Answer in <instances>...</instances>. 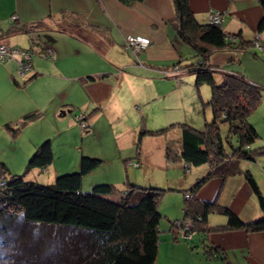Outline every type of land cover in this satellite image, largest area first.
Masks as SVG:
<instances>
[{"label":"trees","instance_id":"16d2710c","mask_svg":"<svg viewBox=\"0 0 264 264\" xmlns=\"http://www.w3.org/2000/svg\"><path fill=\"white\" fill-rule=\"evenodd\" d=\"M117 1L126 6L132 3V0ZM259 1L262 19L258 33L261 34L264 30V1ZM172 6L174 17L170 20V28L189 49V54L171 64L169 72L192 75V86L197 93L201 86L210 88L209 100L206 104L201 100V105L210 108L212 119L205 121L201 130L180 122L148 130L141 122L135 145L136 158L140 155L144 138L163 137L166 138L165 163L183 164L184 174L189 173L190 167L208 165L209 170L202 178L189 190H182V219L191 220L192 228L187 230L180 219L171 222L170 231L175 238L190 242L191 248L197 236L208 258L218 257L223 264H229L222 251L209 242L210 234L237 230L264 232V196L251 171L241 168L242 162H254L258 156H264V146L252 148L259 134L249 122V117L261 103L264 88L251 82L242 69L212 67L209 60L220 52L256 57L258 51L255 48L264 50V44H260L259 34L253 41H246L240 35L226 33L223 29L225 14L216 10H210L206 23H200L190 10L189 0H172ZM214 15L219 17L217 22L212 20ZM44 20L21 23L12 16L7 29H0V45H8L4 39L17 35H27L30 39L28 48L11 47L29 56L25 61L27 73L24 71L22 76L19 73L17 61L23 60L20 54L8 61H0L4 64L17 59L21 78L31 74L34 54L49 61L53 59L50 47L39 46L40 42L47 45L53 40L46 34L50 27ZM54 25L56 32L75 33L78 37L88 30L82 15L68 12L61 13ZM32 34L34 38H30ZM133 58L137 60V57ZM185 61L188 65L181 66ZM161 75L164 77L167 73L162 72ZM34 77L32 75L24 84L17 86L23 87ZM94 79L91 77L90 80ZM42 116L37 111L27 113L3 128L16 138L26 126ZM81 117L84 118L83 115L75 118L76 125L81 133H87L88 127H81L86 121L78 120ZM221 124L227 126L225 136L220 133ZM55 158L52 142L46 139L29 156L23 174L13 172L7 164L0 162V264H154L162 218L158 204L164 191L130 184L128 177L123 190L101 180H93L86 187L88 175L102 165L101 159L88 155L80 156L76 170L53 175L51 184L25 180L29 171L51 168L57 162ZM125 166L137 169L140 163L128 161ZM238 175L244 178L258 201L263 214L259 220L244 223L216 201L204 202L196 198L198 191L210 180L218 178L225 181ZM211 214L225 217V223L209 225L207 218ZM180 221L179 231H173Z\"/></svg>","mask_w":264,"mask_h":264},{"label":"crops","instance_id":"0c3cea01","mask_svg":"<svg viewBox=\"0 0 264 264\" xmlns=\"http://www.w3.org/2000/svg\"><path fill=\"white\" fill-rule=\"evenodd\" d=\"M189 7L200 23H206L210 10L225 14L224 31L240 35L246 41H253L259 34L262 19L259 0H189ZM63 12L82 15L88 32L81 37L75 33L56 32L54 22ZM12 16L21 23L45 19L50 27L46 34L53 40L47 45L40 42L39 46L50 47L53 59L49 61L36 54L32 58V72L25 78L18 75L17 59L0 64V151L8 143L17 146L20 151L17 162L24 168L36 147L50 139L56 157L65 156V160L53 165L51 179L57 173L76 170L80 156L88 155L101 159L102 164L113 163L114 167L107 170L112 175L101 166L94 170L86 177V187L93 180L120 185L124 163L130 160L131 154L113 158L114 151L108 150L111 142L119 153L126 148L123 143L118 144L120 140L133 148L141 122H144L143 127L152 129V126L180 121L181 109L187 104H183L185 93L190 92L194 97V77L169 72L171 64L189 54V49L170 28V20L174 17L172 0H132L128 6L117 0H0L1 30L7 29ZM127 35L151 40V46L140 53L137 60L124 49L123 38ZM27 37L17 35L3 42L17 48L15 44L20 45ZM34 37L32 34L30 38ZM259 39L260 44H264V30ZM27 41L30 45L29 38ZM255 49L258 51L256 57L220 52L213 54L209 63L216 68L242 69L251 82L264 88V50ZM185 65L188 62H182L181 66ZM162 72L167 75L163 77ZM32 75L35 77L23 87L17 86ZM91 77L95 79L90 80ZM262 99L264 102V91ZM156 101L160 102L158 107L151 109L150 105ZM178 102L180 107L174 113ZM62 110L71 112L63 117ZM34 111L43 116L26 126L18 137L12 138L3 128ZM80 115L84 116L89 135L81 133L76 125L75 118ZM150 115H153L152 120ZM163 151L164 148L161 150L164 160ZM68 152H71L70 157ZM143 157L139 155L137 162L147 163ZM170 165L179 164H169L168 169ZM179 166L183 172V164ZM241 168L251 171L264 196V156L254 162H242ZM41 173L32 170L25 178L37 181ZM206 173L205 169L193 168L182 180L184 187L193 186ZM196 198L204 202L216 201L244 223L263 217L257 199L241 175L225 181L210 180L198 191ZM211 215L207 218L209 225L225 223V217L215 219ZM208 240L222 251L229 264H264V232L227 231L210 234Z\"/></svg>","mask_w":264,"mask_h":264},{"label":"rangeland","instance_id":"374dc122","mask_svg":"<svg viewBox=\"0 0 264 264\" xmlns=\"http://www.w3.org/2000/svg\"><path fill=\"white\" fill-rule=\"evenodd\" d=\"M127 36H140V35H127ZM127 36H124V38H126ZM140 37H143V36H140ZM27 39L28 37L25 39V42L20 43V45L19 44H15V45L18 46L19 48H28L29 43ZM149 41H150L149 42L150 44L147 46L146 49H148L151 46V40L149 39ZM11 47L12 46H10V49H12ZM140 53L136 54V57H138ZM128 55H130V57L134 59L131 54L128 53ZM34 56H37V55L34 54L33 57ZM18 67H19L18 69L20 73L21 71L20 66ZM20 75L22 76L23 74L20 73ZM191 95L192 93L190 92L185 93L184 96H185L186 101L183 100V104L185 103L187 104L183 105L184 108L181 109V113H182L181 120L175 121V122L186 123L196 130H201L203 129L204 122L205 121L210 122L212 119V113H211L210 108L203 107L201 105V100L204 104H206V102L209 100L210 88L206 85L201 86L199 88L198 93L194 90L193 92L194 97H192ZM159 103L160 102L158 101L152 103L150 105V108L155 109L156 107H158ZM178 105H179V102L176 104L175 110H173L174 113L178 112V109L180 107V105L179 106ZM79 119H82V121L84 120V118L82 117L78 118V120ZM149 119L152 120L153 115L152 116L150 115ZM101 122L103 123V120H101ZM249 122L251 125L255 127L257 133L259 134V139L254 144H252V148L257 149L258 147L264 146V102H263V99L261 100L259 107L249 117ZM88 124L90 125V123ZM165 126L166 125L161 126V127L152 126V129H148L145 126V128L148 130H156V129L163 128ZM86 127L87 125L85 124L83 128H86ZM226 131H227V126L225 124H221L220 125L221 135L225 136ZM89 134L90 132H88L86 135H89ZM144 141L145 142L142 141L140 145V156L143 155L144 156L143 158L146 159L147 163H144V164L140 163V167L137 169L125 166V163L128 161L137 162L135 146L131 148L130 146H128V144H126L127 143L126 141L120 140L118 141V144L123 143L124 146L126 147L125 150H123V152L121 153L118 152V150L115 147L114 142H111V147H109L108 150L114 151L113 158L121 154H124V155L131 154L130 160L128 159V161L124 163L123 171H125L126 169L127 172L126 173L123 172V181L121 182V184L115 185L114 183H111V184H114L118 190H123L125 188L126 179L128 177V179L131 182L130 184H134L141 188H157V189H162L164 191V196L162 197L161 201L158 204V211L161 214L162 218L159 222V227H158L159 243H158L157 258L154 264H183V263L223 264L221 260H214L213 258L210 259L207 257V255H205L203 247L198 241L197 236L194 239L195 240V243L193 245L194 247L191 248L192 244L190 242L185 241L184 239H181V238H175L174 234L170 231L171 222L175 220H180V219L182 222L186 224L187 227L186 226L185 227L187 228V230H190L192 228L191 220L182 219L183 218L182 210H183V205H184V196H183L182 189L184 191H187L191 188V187H184L185 184H183L182 180L184 181L185 176H187L188 174H184L180 169H178V167H180L179 165L181 164L176 165V166L170 165L171 168L170 169L167 168L169 167L168 166L169 164L166 165L164 163V160L161 157V150L164 148L163 146L166 142V138H163V137L144 138ZM2 149L0 151V154H1L0 159L5 160V162L3 161H0V162L7 164V166H9L11 169L13 168L14 170L21 171L20 174H23L25 172V167L23 168V166L17 162V159L20 153V151H18V147L14 146V144L12 145L11 143H8ZM70 154L71 152H68L67 156L70 157ZM258 157L260 158V156ZM55 159H56L55 161L65 160V156L61 155ZM122 165H123V162H122ZM101 167H103L107 171L109 170V168H113L114 164L106 163V164H102ZM196 168H199L200 170L205 169L206 172L209 170L208 165L194 167V169ZM53 169H54L53 166H51V168L49 167L46 170H43L42 173L40 174L41 177L36 179L37 181H40L37 183L42 184V185L51 184L53 182V179L51 181V178L48 179V177H51ZM189 169L192 170L193 168L190 167ZM107 172L110 173V175H112L110 171H107ZM25 180L27 181L28 179L26 178ZM211 217H214L215 219H221L223 216L218 215V214H212ZM181 221L175 224V226L173 227V231H179L178 229L181 227L180 225ZM8 253L11 254V251L8 250ZM122 264H131V263H122Z\"/></svg>","mask_w":264,"mask_h":264},{"label":"built area","instance_id":"2783aa9c","mask_svg":"<svg viewBox=\"0 0 264 264\" xmlns=\"http://www.w3.org/2000/svg\"><path fill=\"white\" fill-rule=\"evenodd\" d=\"M218 16L214 15L212 16V20L214 22L218 21ZM149 39L145 37H140V36H127L126 38L123 39V45L125 50L129 51L134 57H136V54H139L141 51L146 50L147 46L150 44ZM13 53H12V52ZM9 53V54H8ZM22 55L23 60L17 61L20 66V73L23 74L24 71L26 72L28 69V66L26 64V60L29 59L28 55H25L23 53H20L19 50L17 49H10L8 45H0V61H8L16 55ZM84 125H82L83 127ZM187 227V226H186Z\"/></svg>","mask_w":264,"mask_h":264},{"label":"water","instance_id":"95a60500","mask_svg":"<svg viewBox=\"0 0 264 264\" xmlns=\"http://www.w3.org/2000/svg\"><path fill=\"white\" fill-rule=\"evenodd\" d=\"M71 111L70 110H67V111H61V115H65V114H67V113H70Z\"/></svg>","mask_w":264,"mask_h":264},{"label":"bare ground","instance_id":"6f19581e","mask_svg":"<svg viewBox=\"0 0 264 264\" xmlns=\"http://www.w3.org/2000/svg\"><path fill=\"white\" fill-rule=\"evenodd\" d=\"M32 48V47H31ZM139 165V164H138Z\"/></svg>","mask_w":264,"mask_h":264}]
</instances>
